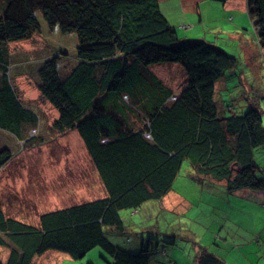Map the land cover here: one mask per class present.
Returning <instances> with one entry per match:
<instances>
[{
    "label": "trees",
    "instance_id": "trees-1",
    "mask_svg": "<svg viewBox=\"0 0 264 264\" xmlns=\"http://www.w3.org/2000/svg\"><path fill=\"white\" fill-rule=\"evenodd\" d=\"M247 12L264 46V0H247ZM43 24L77 37L74 61L56 52L36 69L40 95L57 111L50 126L54 134L77 130L105 192L45 211L37 224L8 214L0 198V248L8 252L0 264H33L48 249L80 258L94 246L111 264H152L153 251L165 250L159 242L174 243L167 231L146 227L154 238L138 252L113 244L108 233L127 231L130 223L121 210L163 197L184 160L197 178L217 181L229 192L264 195V169L253 155L264 146L259 102L236 112L215 97L216 81L226 71L244 73L239 58L218 41L181 38L159 0H0V130L20 142L16 150L0 147V168L21 149L54 135H39V116L23 100L12 73L19 64L10 45L42 33ZM230 31L225 41L245 44L242 30ZM62 57L69 65L64 74ZM244 57L251 71L253 61ZM155 66L180 68V87L174 90ZM197 250L194 264H226Z\"/></svg>",
    "mask_w": 264,
    "mask_h": 264
},
{
    "label": "rangeland",
    "instance_id": "rangeland-1",
    "mask_svg": "<svg viewBox=\"0 0 264 264\" xmlns=\"http://www.w3.org/2000/svg\"><path fill=\"white\" fill-rule=\"evenodd\" d=\"M161 6H163V3H161ZM218 7L220 6L218 5ZM201 28L202 26L197 25L192 29L186 30L188 31L187 39H195L198 35V30ZM245 28L246 30L243 29L241 31L245 37V44L241 45L238 39L225 41L224 35L227 31H223L224 27L220 29L219 25H215V29L218 31L217 35H219L217 45L236 55L240 61V68L244 72L243 74H234L233 72L230 73L229 70L226 71L225 75L216 81L217 92L215 97L217 98L216 102L219 105L223 104L225 110L228 108L227 105L231 106L232 104L236 112L244 111L249 107L248 103L258 101L262 110V125H264V46L260 45L256 39V33L250 17L249 21L247 20V24H245ZM205 31V35L209 37L206 38L207 40L216 35L210 29H205ZM197 38H203V36H198ZM76 40L75 33L62 34L57 28L53 31H48L46 25L43 24L42 33L10 45L11 49H15L13 59H17L19 64L12 71L13 78L18 83L23 100L39 116V135H50L55 132L50 125L57 116V111L46 99L41 97L37 87L38 76L36 69L44 58L50 57L56 52L62 54L64 51V54L68 55L67 60L74 61ZM244 54L253 61L254 65L251 67V71L248 70L249 67L245 61ZM65 63L62 57L60 64L61 74L68 71L67 66L69 65H64ZM154 70L164 80L169 81L174 90L180 87L184 79V74L180 68L169 72L167 68L162 69L155 66ZM238 72L241 73L240 70ZM228 113L229 110H227L226 115ZM65 134L69 136L71 134L77 135L82 140L75 129H70L64 134L56 133L52 138L53 147L51 146L50 152L60 159L71 160L75 158L72 154L74 152L82 160H89L85 148L81 144L76 146L71 136L69 140ZM61 135H65V143H59L58 139ZM4 145L16 150L20 147V142L13 135L0 130V147ZM42 145L21 149L0 168V198L2 207L10 215L26 216L27 219L32 221L33 216L26 215V212L30 211L31 208L26 205L28 201H24V192H21L22 189L18 187V183L21 182V186L25 188L26 192L29 190L38 191L39 169L36 166L38 163L35 161L44 157V153H41ZM255 154L262 156L264 149L258 148ZM75 162L77 161H73V163ZM36 168V175L30 177ZM189 168L188 161L184 160L178 173L181 181L178 186L183 187V183L190 185L188 186L189 189H186L188 194L185 193L189 201L187 206H176L175 211H165L163 215L154 218V220L150 213L157 209L156 206L151 208L140 207V217L147 224H151V226L143 224L140 229L131 223L125 232H109V239L115 245L138 252L143 246L147 245L146 241L149 238H154L146 227H154L152 231L157 228L160 232L167 231L168 234L165 236L171 237L174 243L165 242L166 238H164V241L159 242L160 248L163 246L165 250L163 253L158 251V249L153 251L152 264H194V259L198 252L196 247H202L209 253L224 259L226 264H239L240 257L250 261L251 256L248 254V250L251 251L252 248L263 247L264 245V237L259 240L257 237L258 232L255 230L264 224V207L257 208L253 215L230 208L224 196H220L218 185L209 189V186H206L207 183L202 184L196 179L197 177L194 174H187ZM83 169L84 166H81V171ZM73 174L80 178L82 186L86 178L74 171ZM65 175L73 176L71 169L66 168V171H61V177ZM24 177H27L28 180L25 181ZM6 179H8L9 184L4 183ZM73 181L76 182L77 179H73ZM13 192L20 196L14 195ZM19 200H21L20 204H18ZM125 213L126 210L120 211L124 219H126ZM251 229L254 230L253 234L257 241L249 245L250 235L252 234ZM239 245L246 248L243 250L247 254L241 252ZM0 251L5 255L8 253L5 248H0ZM0 258L4 259L1 255ZM109 259L110 256L100 246H94L82 257L60 260V264H90L91 260L95 264H111ZM259 263L264 264V261L259 260Z\"/></svg>",
    "mask_w": 264,
    "mask_h": 264
},
{
    "label": "crops",
    "instance_id": "crops-1",
    "mask_svg": "<svg viewBox=\"0 0 264 264\" xmlns=\"http://www.w3.org/2000/svg\"><path fill=\"white\" fill-rule=\"evenodd\" d=\"M161 3H163V6H161ZM159 4L169 23L176 29L177 34L181 38H187L188 31L186 30L200 25L202 28L198 30L199 32L197 37L203 36L204 38H209L205 35L204 30L206 28H210L211 32L216 34L213 38H210V40L217 41L219 35H217L218 31L215 29V25H219L220 29L224 27L223 31L226 30L228 32L231 30L230 33L243 29L246 30L245 24H247V20L249 21L250 17L247 12V0H159ZM218 5L220 7H218ZM65 135L59 136V143L66 142ZM66 136L69 140L71 136L76 146H80L81 144L85 148L89 160H82L79 155L74 152H72V154L75 158H72L71 160L60 159L50 152L51 146L53 147L52 140L44 143V145L41 146V153H44V157L35 161L38 163L36 166H38L39 169L38 191L29 190L26 192L25 188L21 186V182L18 183V187L22 189L21 192H24V201H28L26 205L31 208L30 211L26 212V215L33 216L32 221L25 218V221L27 222L30 221L37 224L39 214L45 211L65 207L83 200H90L98 196H102L105 192L104 186L98 175V171L91 161L83 140L74 134ZM259 148L264 149V146ZM255 151L253 154L254 159L264 169V154L262 156H260V154L256 155ZM73 161L77 162L73 163ZM81 166H84V169L82 170L83 172L81 171ZM66 168L71 169L73 176L74 171L75 173L82 174V176L86 178V181L83 182L82 186L78 176H74V178L73 176L68 175L61 177V171H66ZM187 171L188 175H193L191 168ZM36 173L37 168L30 177L35 176ZM73 179H77V181L74 182ZM196 179L202 184L207 183L206 186H209V189L218 185L220 196H224L230 208H233L234 210L253 215L257 208L264 207L263 192L250 189H239L229 192L226 190L224 185L217 181H212L207 178ZM24 180L27 181L28 178L24 177ZM179 182H181L180 176L177 174L171 188L165 195H163V197L158 200L145 201L139 207L131 210L126 209V213L124 214L126 215V219L123 218L125 223H133V225L138 226L140 229L143 227V224L151 226V224H147V222L140 217V207L151 208L156 206L157 209L150 213L152 215V219L154 220V218L163 215L165 211H175L176 206H187L189 201L187 200L185 193L186 189L190 185L183 183V187H181L178 186ZM4 183L9 184L8 179H6ZM15 194L16 196H20L17 193H14V195ZM20 202L21 200L18 201V204H20ZM13 216L21 218L20 215L14 214ZM255 230L258 232V239H262L264 237V224ZM251 231L252 234L250 235L249 245L257 241L255 235L253 234L254 230L251 229ZM238 247L242 253L247 254L245 253V250H243L246 249L245 247L240 245ZM261 247L262 246L252 248L251 251L248 250V254L251 256L250 261H247L246 258L240 257L239 264H260L259 260L264 261V245L262 248ZM196 249L198 248L196 247ZM6 257L7 253L3 260H5ZM70 258L72 257L63 251L48 249L41 254L35 255L32 262L33 264H60V260H68ZM91 261L95 264L93 260ZM92 262H90V264H92Z\"/></svg>",
    "mask_w": 264,
    "mask_h": 264
},
{
    "label": "clouds",
    "instance_id": "clouds-1",
    "mask_svg": "<svg viewBox=\"0 0 264 264\" xmlns=\"http://www.w3.org/2000/svg\"><path fill=\"white\" fill-rule=\"evenodd\" d=\"M35 130H32L31 133H33Z\"/></svg>",
    "mask_w": 264,
    "mask_h": 264
}]
</instances>
